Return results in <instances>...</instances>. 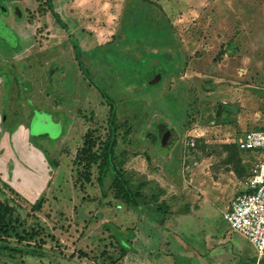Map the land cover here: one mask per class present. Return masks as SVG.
I'll return each mask as SVG.
<instances>
[{
    "label": "rangeland",
    "instance_id": "obj_1",
    "mask_svg": "<svg viewBox=\"0 0 264 264\" xmlns=\"http://www.w3.org/2000/svg\"><path fill=\"white\" fill-rule=\"evenodd\" d=\"M39 1L45 12L34 11L17 27L30 35L23 50H0L14 66L0 67V111L7 117L0 140L4 122L17 130L27 125V143L47 162L48 182L24 196L11 160L0 189L23 215V226L18 220L11 226L35 228L43 244L23 254L10 236L5 264H255V247L223 212L253 163L264 159V149L236 146L244 131L264 130V0H51L53 10ZM155 47L172 69L155 88L140 84L139 70L117 68L107 52H95L120 51L139 67ZM15 72L26 84L16 85ZM101 91L116 106L113 164L132 192H142L138 210L116 197L112 171L102 186L96 164L90 181L80 175L86 137L99 152L108 135L110 108ZM218 103L235 111L216 114ZM38 116L49 129L34 128ZM159 120H171L180 132L169 161L157 151L152 127ZM20 161L33 172L32 159ZM40 194L43 205L34 210ZM105 222L131 228L134 251L122 252Z\"/></svg>",
    "mask_w": 264,
    "mask_h": 264
},
{
    "label": "trees",
    "instance_id": "obj_2",
    "mask_svg": "<svg viewBox=\"0 0 264 264\" xmlns=\"http://www.w3.org/2000/svg\"><path fill=\"white\" fill-rule=\"evenodd\" d=\"M109 51L112 52V50H108L105 52H109ZM120 54H121V56L126 57L127 59H131L128 56V54H125V53H120ZM79 64H80V62H79ZM139 74H140L139 75L140 76L139 81H140V84L142 86H144L146 88H155V87L160 86V85H157L154 87H149V86L144 85L142 83L141 73H139ZM102 95L107 100V103L109 104V108H110L109 109V116H108V120H107L108 135L103 140V142L100 144L101 146H98L99 152L94 150L95 139L91 138L90 136L86 137V135H84L86 137V139H85L84 144H83L82 149H81L82 158L80 161L84 163L85 167H84V170L82 172H80V175L86 181H90V166L94 163V164H96L97 172H98L96 180L99 183V185L102 186L105 176L107 175V173L109 171H112L113 177H112L111 187H113V186L116 187V194H117L116 197L117 198L119 197L122 201H124L133 210H138L136 199H137V197H143L142 192H140V191L132 192L127 181L123 177V175L119 172V170H117L114 167V164H113V152H114V148L116 146V140H117V126H116V122H115L116 121V119H115V117H116V115H115L116 106L111 100H108V98L106 97L104 92H102ZM129 131H130V129L127 126L124 133L128 134ZM153 134L155 135V139H157V133L155 130H154ZM47 159H48V157H47ZM49 159H52V158H49ZM49 161L50 160H48V162ZM52 163H53V165H56V163L53 159L51 160V162H49V164H52ZM115 187H113V189ZM42 205H43V197L40 194L35 199V201L33 202L31 207L34 210H40ZM0 208L3 210V212L5 214V226H4L3 230H4L5 235H6V241H7V238H9L12 235H15L14 237L16 239V242L20 243V245L25 247V250H22L23 248L21 249V252L23 254L36 253V251L41 250L43 240L38 237V232L35 228H33V227L26 228L25 227L20 232H17L16 229L13 226H11V223L15 222L17 220L21 222L22 226L25 223H23V221H21L22 220L21 217L23 216L22 212H20L18 210L17 216H16V214L12 210V208L18 209L19 206L15 203L14 199L10 198L2 189H0ZM38 220H39V223H41V220L40 219H38ZM102 227H103V229H105L111 233L112 237L115 239L116 243L119 245L122 252L131 251L130 249H128L126 246H124L120 242V240L116 236V232L114 231V229H116V230L124 233L123 236L125 238L124 239L125 243L128 245H131V237L134 235L133 230L131 228L123 231L120 229L119 226L114 225L110 222H105L102 225ZM128 232L130 233V236L128 235ZM29 240H34L33 245L35 246V249H32L34 246L30 245V243L28 242ZM36 248H37V250H36ZM11 249L15 250L16 247H11ZM72 255H74V254L72 253Z\"/></svg>",
    "mask_w": 264,
    "mask_h": 264
},
{
    "label": "built area",
    "instance_id": "obj_3",
    "mask_svg": "<svg viewBox=\"0 0 264 264\" xmlns=\"http://www.w3.org/2000/svg\"><path fill=\"white\" fill-rule=\"evenodd\" d=\"M191 136H189L190 138ZM194 139V138H193ZM239 150L264 149V130L244 131L236 140ZM223 218L233 231L240 232L256 250L255 264L264 260V159L253 163L242 190L231 200Z\"/></svg>",
    "mask_w": 264,
    "mask_h": 264
},
{
    "label": "water",
    "instance_id": "obj_4",
    "mask_svg": "<svg viewBox=\"0 0 264 264\" xmlns=\"http://www.w3.org/2000/svg\"><path fill=\"white\" fill-rule=\"evenodd\" d=\"M0 39L2 42L8 44L11 47H17V37L13 30L10 29L4 22L0 20ZM107 61H111L115 64L117 68L124 67L125 69H137L141 72L142 83L149 87H154L162 84L163 79L172 73V69L167 61V59L159 53L157 47L151 49L142 59V66L136 67L135 61L133 59H127L123 56H117L112 54V52H107ZM221 110L224 111H235V107L228 105L226 103H218L216 105V114H219ZM34 128L44 127L48 124V129L50 128L49 122L46 119H42L40 116L33 121ZM153 129L157 133V151L160 156L165 160L169 161L172 157V151L175 145L180 139V132L172 125L171 120L163 121L159 120ZM117 238L120 242L126 246L128 249L133 250L132 245L125 243L124 233L114 229ZM256 261V258H255Z\"/></svg>",
    "mask_w": 264,
    "mask_h": 264
},
{
    "label": "flooded vegetation",
    "instance_id": "obj_5",
    "mask_svg": "<svg viewBox=\"0 0 264 264\" xmlns=\"http://www.w3.org/2000/svg\"><path fill=\"white\" fill-rule=\"evenodd\" d=\"M36 2V6L31 7L28 5L29 0H0V20L4 22L10 29L13 30L14 34L17 37V42L18 46L17 47H11L8 44L4 43L0 39V50L4 51L2 54H13L15 51H21L23 50V40L26 38V43L27 39H30L29 34H25V36H22L20 32H18L17 27L20 25V23H28L30 20H32V16L38 12L43 14L45 10L43 9L42 3L37 4V1L40 2L39 0H34ZM51 10H53V6L51 3V0H45L44 2ZM35 11V13H34ZM58 17V15H56ZM28 37V38H27ZM109 48H100L97 49L95 52L98 54L103 55V52L108 51ZM118 54H120V51H117ZM138 61V60H137ZM0 67L2 69L11 66L14 68L13 64L6 58H0ZM50 87V86H49ZM51 92L53 94L56 93V91L51 88ZM33 162L36 164V168L39 169V173L36 174V180H42L43 182L46 179V166H45V160L41 156V153H34L33 154ZM4 226H5V214L3 210L0 208V264H5L6 261V252H7V241H6V235L4 232ZM2 229V230H1Z\"/></svg>",
    "mask_w": 264,
    "mask_h": 264
},
{
    "label": "crops",
    "instance_id": "obj_6",
    "mask_svg": "<svg viewBox=\"0 0 264 264\" xmlns=\"http://www.w3.org/2000/svg\"><path fill=\"white\" fill-rule=\"evenodd\" d=\"M15 82H16V85L18 84H26V82H23L20 78H19V75H18V72H15ZM6 77L7 74L5 75ZM10 82H12V79H9ZM29 86L30 84L27 83ZM20 92V91H17V93ZM12 110V109H11ZM13 113V111H12ZM12 117V120L14 119V116L11 115ZM25 120H29L28 119V116L27 117H23ZM7 119V117L3 116L2 115V112L0 111V130L2 129L1 127V122L2 120L5 121ZM27 122V121H26ZM29 122V121H28ZM5 124V128L3 129V135L1 137V140H0V149H1V152H0V170L2 169L3 171L0 172V174L3 176L5 174V176L7 177L8 175L5 173V165L6 163H10V161L12 160L13 161V168H12V172L14 173V177L15 179H17L18 177H22L23 178V181L20 180V181H16L14 179V181L16 183H21L22 184L24 183V196L26 197H32L34 195V192L35 191H40L42 190L46 185H47V182H48V179H47V175H46V179L45 181L43 182L42 180H36V174L39 173V169L38 168H34L33 169V172L30 173V174H27L25 171H27V169L23 170L24 168L22 167V165L18 166L19 164H21L22 161H20V158L23 159L25 162H27L29 165L31 164V159L33 160V154L35 152L31 151L30 149V145H28L27 141H29L28 138V133H26V130L25 128L27 127V125H25L24 129L22 126H20V124L18 125V127L20 126V128L17 130L16 128H14V123L11 124L12 127L9 128V126L11 125H7L6 122H4ZM7 125V126H6ZM20 129H22L20 132ZM16 153H18V156H16ZM38 153V152H37ZM26 154V155H25ZM27 159H25V157ZM47 162H45V166L47 168ZM24 175L26 176V178L24 177ZM30 175V176H29ZM33 180L35 181L36 180V183L33 182ZM27 184V185H26ZM37 197V196H36Z\"/></svg>",
    "mask_w": 264,
    "mask_h": 264
}]
</instances>
